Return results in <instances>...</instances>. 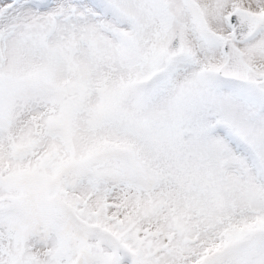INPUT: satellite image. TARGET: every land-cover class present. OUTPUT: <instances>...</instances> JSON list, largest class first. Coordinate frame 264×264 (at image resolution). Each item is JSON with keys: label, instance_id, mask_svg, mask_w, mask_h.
I'll return each mask as SVG.
<instances>
[{"label": "snow or ice", "instance_id": "obj_1", "mask_svg": "<svg viewBox=\"0 0 264 264\" xmlns=\"http://www.w3.org/2000/svg\"><path fill=\"white\" fill-rule=\"evenodd\" d=\"M0 264H264V0H0Z\"/></svg>", "mask_w": 264, "mask_h": 264}]
</instances>
